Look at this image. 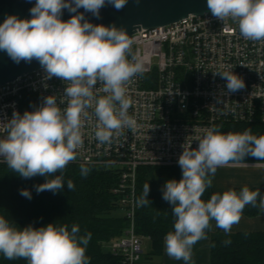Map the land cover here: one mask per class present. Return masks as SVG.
<instances>
[{"label": "clouds", "instance_id": "clouds-1", "mask_svg": "<svg viewBox=\"0 0 264 264\" xmlns=\"http://www.w3.org/2000/svg\"><path fill=\"white\" fill-rule=\"evenodd\" d=\"M106 3L119 11L128 0H36L30 9L31 19L10 15L0 24V50L17 64L37 60L46 80L56 77L66 84L63 95L67 106L63 110L56 96H47L34 111L23 115L13 112L4 124L7 136L0 139V157L13 172L25 179L48 177L35 186L37 193L55 194L63 189V172L83 146L86 121L96 118L94 135L100 144H110L125 128L134 131L137 127L128 113L133 102L127 85L146 69L132 51L133 40L123 28L94 25L83 13H77L83 8L98 18ZM207 8L223 23H237L245 39L264 41V0H207ZM63 9L77 14L64 21ZM215 74L226 80L227 93L245 88L243 79L234 72ZM198 142L197 148H184L179 156L182 178L168 180L162 189L163 199L172 205L176 217L174 232L165 236L166 254L185 262L192 258L193 245L207 238L205 230L210 221L229 233L240 222L246 205L264 211V196L247 187L239 194L228 190L211 195L207 202L201 199L218 168L243 161L246 156L264 160V135H253L250 129L225 134L218 127H210ZM80 172L86 177L89 169L82 164ZM67 187L74 189L72 180L67 181ZM149 191L145 183L136 201L138 206L150 203ZM20 194L32 198L27 189ZM79 231L78 225L69 231L66 225L53 223L17 229L0 216V253L9 260L24 258L28 264H89L85 253L91 233L81 236Z\"/></svg>", "mask_w": 264, "mask_h": 264}, {"label": "built area", "instance_id": "built-area-1", "mask_svg": "<svg viewBox=\"0 0 264 264\" xmlns=\"http://www.w3.org/2000/svg\"><path fill=\"white\" fill-rule=\"evenodd\" d=\"M129 37L133 53L146 69L127 85L133 102L128 113L137 127L134 131L125 128L110 144H100L93 117L85 122L83 146L72 163L117 174L112 191L126 210L128 225L107 247L120 256L119 264H143L145 236L137 233L135 224L138 170L179 165L184 148H197L205 129L221 122L264 123V41L245 39L237 23H223L211 12L141 28ZM223 71L242 78L245 88L227 93L226 80L215 74ZM45 76L40 67L0 85V139L7 136L4 124L13 112L21 114L26 102L34 101L38 108L45 97L54 95L61 110L67 106L65 82ZM1 163H6L2 157ZM229 165L264 167V161Z\"/></svg>", "mask_w": 264, "mask_h": 264}, {"label": "trees", "instance_id": "trees-1", "mask_svg": "<svg viewBox=\"0 0 264 264\" xmlns=\"http://www.w3.org/2000/svg\"><path fill=\"white\" fill-rule=\"evenodd\" d=\"M34 101L26 102L21 115L25 111H34ZM216 127L222 133H242L251 130L256 136L264 135V123L261 122H221ZM243 161H264L246 156ZM82 164L70 162L63 172L64 187L53 193L44 191L37 193L35 186L45 183L47 176H35L25 179L11 170L7 163L0 164V216L17 229L27 226L39 228L53 223L55 226H67L71 231L73 225L79 226V235L91 233V239L86 247V257L89 264H119L121 258L109 249L107 243L120 237L128 225L125 216H118L114 211L121 207L118 197L112 188L117 183V174L84 165L89 169L88 175L82 176ZM54 175H59L56 173ZM50 179L54 177H49ZM182 169L174 166H142L138 170L137 198L142 195L143 185L150 186L146 206H138L135 218L138 234L148 237L151 249L150 257L161 256L164 252L165 236L174 232L176 217L172 205L163 199L162 189L168 180L179 181ZM72 180L75 187L70 190L67 181ZM244 187H236L237 194ZM250 191L259 190L264 196V189L247 187ZM22 189L31 192V199L20 194ZM215 194L212 184L206 189L201 199L207 202ZM259 204V197L257 198ZM258 207L246 205L243 214L249 217L262 214ZM209 238V264H264V231H238L225 233L205 230ZM230 241V243H225ZM108 248V247H107ZM143 255V262H144ZM0 264H28L24 258L9 260L0 253Z\"/></svg>", "mask_w": 264, "mask_h": 264}, {"label": "water", "instance_id": "water-1", "mask_svg": "<svg viewBox=\"0 0 264 264\" xmlns=\"http://www.w3.org/2000/svg\"><path fill=\"white\" fill-rule=\"evenodd\" d=\"M35 3L36 0H0V24L10 15L19 19H31L30 9ZM207 12H210L207 8V0H140L138 4L136 0H128L127 5L119 11L106 3L100 9L98 18L83 8L77 10V13H83L90 23L104 26L115 25L117 28L125 29L129 36L141 28L165 26L190 14L202 15ZM77 13L63 9L61 19L67 21ZM40 67L42 66L35 59L31 63L21 61L17 64L5 51L0 50V85Z\"/></svg>", "mask_w": 264, "mask_h": 264}, {"label": "crops", "instance_id": "crops-1", "mask_svg": "<svg viewBox=\"0 0 264 264\" xmlns=\"http://www.w3.org/2000/svg\"><path fill=\"white\" fill-rule=\"evenodd\" d=\"M255 166H232L227 165L217 169L211 176L214 193L223 194L224 191L235 190L236 187H260L264 189V176L252 171ZM257 168V167H256ZM212 231H223L216 226L214 220L210 221ZM238 231H264V211L262 214L249 217L242 213L238 224L233 225L231 232ZM224 232V231H223ZM143 264H209V238L198 241L192 247V258L190 261L176 260L164 252L161 256L149 257Z\"/></svg>", "mask_w": 264, "mask_h": 264}, {"label": "rangeland", "instance_id": "rangeland-1", "mask_svg": "<svg viewBox=\"0 0 264 264\" xmlns=\"http://www.w3.org/2000/svg\"><path fill=\"white\" fill-rule=\"evenodd\" d=\"M249 169H253L252 171L256 172V174L258 175H261V176H264V167H255V168H249ZM114 214L115 215H118V216H125L126 215V210L123 208V207H118L115 211H114ZM105 249H108L107 246H104ZM144 257H148V258H144L146 259V261H149L150 260V255H149V252H150V249H151V245H150V240L148 238H144Z\"/></svg>", "mask_w": 264, "mask_h": 264}]
</instances>
